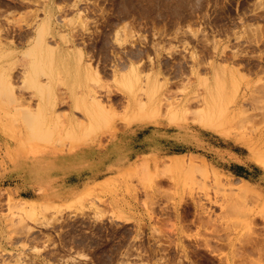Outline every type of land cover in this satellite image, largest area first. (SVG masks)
Segmentation results:
<instances>
[{"label": "rangeland", "instance_id": "rangeland-1", "mask_svg": "<svg viewBox=\"0 0 264 264\" xmlns=\"http://www.w3.org/2000/svg\"><path fill=\"white\" fill-rule=\"evenodd\" d=\"M51 6L57 20V36L48 38L52 47L71 54L73 61L83 52L84 68L95 73L84 76L83 88L75 92L69 90L70 80H51L44 72L29 75L35 18L43 20ZM0 43V70L7 69V84L16 88L13 95L8 88L4 92L13 100L0 95V174L6 169L20 174L16 164L23 153L37 145L49 148L33 135L30 122L66 138L68 129L80 130L70 128V118L84 120L86 105L96 99L116 113L114 126L98 130V139L109 138L120 126L150 121L128 119L146 109L156 120L183 127L192 122L229 135L264 167L254 157L255 147L264 151V0H0ZM48 54L54 56L50 49ZM36 80L52 88L42 96L33 86ZM208 91L220 102L211 115L215 126L198 118L206 114ZM177 110L188 119L172 121ZM67 138L64 148L69 149ZM146 157L92 186L81 199L40 209L35 216L12 211V200L19 199L1 189L0 264H264V188L258 199L241 200L230 188L244 180L220 168V177L214 171L186 173L169 169L170 158L159 157L148 158L150 173L139 171L134 165ZM245 244L256 247L245 249Z\"/></svg>", "mask_w": 264, "mask_h": 264}, {"label": "bare ground", "instance_id": "bare-ground-1", "mask_svg": "<svg viewBox=\"0 0 264 264\" xmlns=\"http://www.w3.org/2000/svg\"><path fill=\"white\" fill-rule=\"evenodd\" d=\"M24 21H26V19ZM27 21H29V20H27ZM35 21L38 23L37 28H36V35L34 33L33 36H35V38L31 39V41H30L31 48L28 50L29 56L31 55L34 58L33 59L34 60L33 63L31 64V62H30L31 69L29 70V75H34V74L37 75V74H39V72H44L45 74H49L50 75V77L52 78L51 80H53V78H55L54 80H56V81L70 80L71 82L74 83L70 87H69V84H68V87L70 88L69 90H71L72 92H75L76 89H78V88H83V85L85 84L84 83L85 82L84 79L87 78V77H84V76H88V78L90 76V78H92V76H93L92 74L94 72L90 69V67L89 68H84V66L82 64V61L84 60L83 59V52L81 54L82 56H79L80 57V58H78L79 60L73 61V60H71L72 57H73L71 54L68 55V53L66 51H64L63 49H61V48H59L58 49L59 51H58V50H55L56 47L55 48L52 47V46L55 45V43H51L48 38L50 36L51 37L52 36L53 37L57 36L56 12L52 8V6L48 10V12L46 14V17L43 20H39L36 17ZM34 22H33V24L36 23V22L35 23ZM29 23H30V21H29ZM35 25H33V26H35ZM30 31L31 30H29L28 32H30ZM62 38L64 39V41H66V39L68 40L67 35H63ZM10 42H12V39H11ZM58 44H61V43H58ZM0 46L3 47V45H0ZM46 46H48L49 48L45 51L44 49H45ZM49 49H50V51H52L54 56L48 54ZM11 50H12V48H11ZM14 50H12V51H14ZM82 50H79V51L81 52ZM2 54H5V53H2ZM90 66H91V64H90ZM86 67H88V66H86ZM5 69L0 70V95H5V96L9 95V94L4 93V92L9 91V90H10V92L13 95V92H16V91H13V89L16 90V88L14 86V83L13 84L12 83L7 84L8 83L7 80L9 81V79H10V73L6 72ZM94 70H95V68H94ZM91 71L93 72L92 74H91ZM29 77H32V76H29ZM140 81H143L142 78H141ZM129 82H130V80H129ZM130 83H131L132 86H134V88L132 87L133 90H134L135 89V85L133 84L132 81ZM33 86L35 87V89L36 88L38 89V91L40 92L39 94L44 96L45 92L52 88V83H48L47 85H43V84L40 83L39 80H36L35 83L33 84ZM140 89H141V87H140ZM140 89H138V90L140 91ZM144 89H146V87ZM133 90L131 92H133ZM134 92H135V96H136V94H137L136 92L137 91L134 90ZM66 94H67V92H66ZM138 94H137V96H138ZM15 95H16V93H15ZM9 96H11V95H9ZM56 97H57V95H56ZM57 98L59 99L60 96L57 97ZM62 98H64V95H63ZM205 98H206V101H207L206 102L207 108L202 110V112L205 111L206 114H202V116H200L198 118H199V120L201 121L202 124H204L206 126H213L214 123H216V122L211 117V115H213L215 113V111H217V107L220 105V102H218V99L211 93V91H208V93L205 94ZM13 99H14V96L12 97L11 100H13ZM16 99L14 101H16ZM134 101L136 102L135 99H133V101L131 100V105H135ZM167 101H169V100H167ZM91 103L92 104H89V105L87 104L86 105V112H87L86 115H88V117H85L84 120H83V116H82V120L81 121H77L78 122L77 123V122H75V117H73V119H71L72 117L71 118L69 117L70 120L68 121V123H70L69 124L70 128H71V126L73 128V127H76V125H78V127L80 129L79 131L77 130V132H76V129L73 128L75 130V133H74V130L71 128L73 130L72 132L74 134L71 132V130L69 132V129H68V131H67L68 136H66V138L71 136V137H69L70 139L69 138H67V139H69V141L71 143V146H72L69 149L64 148L66 146L65 144H69V142H67L68 140H66L64 134L60 133L58 136H54V134L51 131H48L49 134L47 132L45 133L40 128H36V126H35V124L33 122H30L31 124L29 126H30V129L32 130L33 135L34 136H38L39 139L43 140L44 142L47 143V145H50V146H48L49 148H45V146L37 145L34 148L29 149V152L23 153V155H22L23 157L21 158L22 160H20L16 164V167H20V170L27 171L26 172L27 174L23 176V180H24V177H25L26 178L25 181H27V180L28 181H32V180L40 181L42 183L41 190L43 191L44 187H46L45 183L48 182L49 172L51 170L53 171L54 168H55V170H58V169H64L65 170L67 164H71L72 167H75V166H79L80 164H82V165H91V164L96 162V160L94 158V156H95L94 154H96V151H95L96 147L92 143H94V142H96L98 140V136H99L98 135V130L103 129L104 127L111 128V127L114 126L113 121H114V118L116 116V113L113 110L109 109L107 106L103 105L100 100L98 101L96 99L94 102H91ZM171 103H173V102H171ZM18 104H20V103H17V105ZM140 111L141 112L134 111L133 113H131L130 116H128V119H130L131 121H134L136 119H141V120H146L147 119V120H150V121H156V117L157 116L155 115V113H152L151 111L147 112L146 109H143V110H140ZM184 113L185 112H182L181 110L173 111L172 115H171V120L172 121L178 120L179 123L184 122L182 120H187L188 119L187 116H185ZM30 116L32 117V119H35V116L32 115V113L30 114ZM196 119H197V117H196ZM63 125H64V123H63ZM57 143H59L60 146H62L61 149L53 147ZM114 143H115L114 140H112L111 141L112 146L110 148H108V149H112L114 147L113 146ZM64 149H66V150H64ZM25 151H27V150H25ZM104 156H105L104 153H100L99 157L101 159H103ZM254 157L256 158V160L259 163H261L264 166V151L263 150L258 149L257 147H255L254 148ZM168 158H170V161H171L168 164H166V165H170V167L168 166L169 169L173 166V167H178L177 170H179L181 172L192 173V174H202V175H207V174H209L210 171H214V173L218 177H220L219 175L223 174L218 169H216L217 167L215 165H212V163L208 162L207 159H205V158H203L202 160L199 161V160L194 158V155L189 156V154H187V153L183 154V155L173 156V157L172 156H168ZM149 164L150 163H149L148 157H146L144 160L137 162L134 165V167L135 168L143 167V169H145L148 173H150L149 170L147 169V168L150 169ZM160 166L158 167L160 169L159 172H161ZM158 168H157V170H158ZM138 170H139V168H138ZM140 173H142V172H140ZM160 174H157V175H160ZM151 175H152V173H151ZM141 176L144 177V173ZM147 176H148V174H147ZM229 184H230V186H234L233 183H229ZM235 187L236 186H234V187H232L230 189L237 190L236 194L241 198V200H245V198L248 199L247 197H252V198L253 197H257V199L259 198L258 195H257V194L260 193L259 188H257L255 185L252 184V182H250L248 180H244L243 185L237 187V189H234ZM82 197H83V194L82 195H78L76 197V199L74 198L75 200L71 199V200H68V201L62 202V203L51 201V200H36V199L29 200L27 198H26V200H24L25 198L24 199L20 198L19 200H17L18 202H16V201L14 202V200H12L13 201V206L11 205L12 207H10V206L9 207L11 208L12 211H13V209H15V211L17 210L18 213H19V211H22V213L24 212V213H28L29 215L35 216V215L41 213L40 209H42V210L43 209H45V210L49 209L50 210L52 208H57L58 206H61V205L62 206L63 205H67V204H69L71 202H74L76 200L81 199ZM234 197L236 198V196H234ZM235 198H233L232 202H234ZM0 199H2V198H0ZM231 203H230V205H231ZM11 204H12V202H11ZM38 204H40L42 207L40 208L39 206H37ZM200 204L201 203H199V205ZM200 207H203V206H200ZM198 210H200V209H198ZM201 211H202V209L200 211H198V212H201ZM206 211H208V210H206ZM250 211H252V210H250ZM253 221H254V218H253ZM253 228H254V226H253ZM223 229H225V228H223ZM223 229H221V230H223ZM219 232H221V231H219ZM256 236H260V235H256ZM253 238L255 239V237H253ZM253 238L251 237V239H253ZM262 239H264V238H262ZM221 240H222V243L220 241L219 242L217 241V242L223 244V242L225 241L224 238H222ZM258 240H260V238ZM245 241H247V240H245ZM254 241L252 240L253 243H254ZM256 242H258V241H256ZM208 243H209V241H207V245H208ZM262 243H263V241H262ZM258 244L259 243H256V245H258ZM250 246L256 247L254 244L253 245L250 244L249 246H246V244H245L244 248L246 249L248 247L249 249H252V248H250ZM240 248L241 247H239V249ZM262 248L259 247L258 249H262ZM245 249L242 248L241 251L242 250L244 251ZM184 252L186 254V251H184ZM214 253H215V251H214ZM241 253L242 252H240V254ZM262 253L263 252H261V254ZM246 254H248V253L246 252ZM246 254H245V256H246ZM240 256L243 259L244 255L242 254ZM249 257H247V258H249ZM259 258H260V256H259ZM226 262H227V260H226ZM229 262L230 261H228L227 264H229ZM240 262H242V261H240ZM245 262H246V260H245ZM255 262H256V260H255Z\"/></svg>", "mask_w": 264, "mask_h": 264}, {"label": "crops", "instance_id": "crops-1", "mask_svg": "<svg viewBox=\"0 0 264 264\" xmlns=\"http://www.w3.org/2000/svg\"><path fill=\"white\" fill-rule=\"evenodd\" d=\"M102 137L96 141L95 163L75 167L69 165L65 170L54 168L43 191L40 181L23 180L27 171L11 174L6 169L0 174V192L4 188L18 199L62 203L96 184L118 177L144 156L151 159L186 153H193L194 157L202 155L201 157L207 158L212 165L233 178L248 180L259 190L264 188V168L252 160L251 153L241 147L235 138L210 128H201L192 122L183 127L163 118L140 121L120 126L118 131L105 140ZM112 140L115 142L114 147L108 149ZM100 153L105 154L103 159L99 157Z\"/></svg>", "mask_w": 264, "mask_h": 264}]
</instances>
